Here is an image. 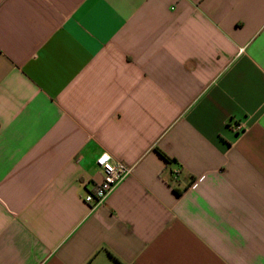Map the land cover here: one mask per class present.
Returning <instances> with one entry per match:
<instances>
[{
  "label": "crops",
  "instance_id": "crops-1",
  "mask_svg": "<svg viewBox=\"0 0 264 264\" xmlns=\"http://www.w3.org/2000/svg\"><path fill=\"white\" fill-rule=\"evenodd\" d=\"M0 264H264V0H0Z\"/></svg>",
  "mask_w": 264,
  "mask_h": 264
},
{
  "label": "built area",
  "instance_id": "built-area-1",
  "mask_svg": "<svg viewBox=\"0 0 264 264\" xmlns=\"http://www.w3.org/2000/svg\"><path fill=\"white\" fill-rule=\"evenodd\" d=\"M232 125L238 131L244 130V125L241 122L232 121ZM96 164L103 172V179L95 190L85 196V200L94 206L102 203L117 185L133 171V166L114 160L108 152L101 153L96 159Z\"/></svg>",
  "mask_w": 264,
  "mask_h": 264
}]
</instances>
